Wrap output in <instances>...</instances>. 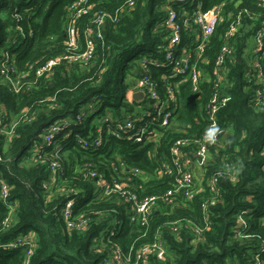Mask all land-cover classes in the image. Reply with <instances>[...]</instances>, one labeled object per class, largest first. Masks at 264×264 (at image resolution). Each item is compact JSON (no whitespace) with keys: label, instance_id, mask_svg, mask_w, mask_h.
<instances>
[{"label":"trees","instance_id":"trees-1","mask_svg":"<svg viewBox=\"0 0 264 264\" xmlns=\"http://www.w3.org/2000/svg\"><path fill=\"white\" fill-rule=\"evenodd\" d=\"M75 1L0 0V61L5 51L15 56L12 77L22 87L19 92L12 90L2 82L0 75V113L7 123H17L12 137L0 133V179L10 188L8 201L16 204L10 226L0 231V243L31 236L35 248L29 264H102L103 256L95 252V241L111 227L117 215L111 211L116 206L111 200H101L80 210L78 213L88 211L84 213L89 217L90 228L85 232L68 231L60 216L65 194L57 193L49 199L43 188L51 174L48 163L54 155L47 156V152L51 153L52 149L40 145V156L35 161L33 145L36 141L42 143L40 136L52 124L63 119L75 120L81 109L95 100L100 104V111L85 120L83 126L72 124L56 137L57 140L67 138L76 130L87 137L89 129L95 128L94 121L107 113L122 117L128 79L142 75L140 60L143 58H163L169 35L164 24L167 0H137L135 8L125 14L119 24L107 26L104 40L98 42L89 64L60 62L48 77H38L39 67L67 53L66 34L72 19L70 7ZM124 1L89 0L94 9L81 19L79 27L83 30L88 26L92 14L100 10L113 12ZM187 2L172 5L177 10L188 9ZM197 5H201L204 12L215 7L221 9V21L205 53L209 63L205 66L207 83L198 93L193 92L190 82L181 86L178 118L155 144L114 140L110 149L91 151L75 147L61 154L60 184L62 182L67 189L90 188V182L74 173L75 166L90 163L103 170L110 160L117 158L153 176L162 159L171 158L177 142L188 140L192 143L188 149L195 150L194 142L202 138L206 128L200 118V108L213 93L211 73L215 60L224 44L226 30L241 15L242 27L232 41L237 58L228 61L225 69L224 93L231 100L218 115L219 124L227 134L217 149L210 150L207 166L194 174L207 181L225 172L228 169L225 164H228L232 177L219 179L220 196L206 210L204 205L213 196L209 188H203L186 207L162 205L161 210L152 215L148 229L129 226L125 208L117 206L122 212L117 218L123 221V229L114 239L127 250L137 238L147 234L138 241V247L159 233L167 254L165 260L152 259V264H249L258 240L236 239L233 229L238 215L246 211L249 212L247 217L256 219L251 232L264 235L257 225L264 217V109L258 110L250 102L249 67L238 56H242L248 38L261 27L264 7L259 0H197L191 9H196ZM245 10L261 18L251 21ZM164 69L152 66L153 78L164 73ZM121 92L123 100L119 98ZM168 187L163 180L151 179L144 184L145 195L161 193ZM7 212L0 187V223ZM206 214L209 227L197 237L192 225L205 227ZM27 250V246L12 251L0 248V264H24Z\"/></svg>","mask_w":264,"mask_h":264},{"label":"built area","instance_id":"built-area-1","mask_svg":"<svg viewBox=\"0 0 264 264\" xmlns=\"http://www.w3.org/2000/svg\"><path fill=\"white\" fill-rule=\"evenodd\" d=\"M187 1H191L188 3ZM197 0H167L164 5L166 17L164 24L169 32L167 45L164 49L163 58H143L140 60L142 75L137 78H129L127 90L126 107L122 108V117L107 113L101 119L94 121L95 128L89 129L88 136L81 132L72 131L70 135L57 140L56 137L64 133L72 124L83 126V122L100 111V104L95 100L81 109L75 120L63 119L55 122L40 136L43 140L33 145V160L39 158L40 145L52 149L48 155H54L48 165L51 171L50 178L45 182L43 188L48 192L51 199L57 193H64V201L60 216L64 220L68 231L85 232L90 228L88 211L80 210L89 207L101 200H111L116 207L113 211L116 217L112 220L111 227L103 231L95 241V252L101 254L102 264H152V259L165 260L166 245L159 233L150 241L137 247L135 240L127 250L116 243L114 237L121 233L123 221L117 216L122 212L118 207L125 208L129 226H141L148 229L150 219L154 213L161 210L162 205L174 207L176 205L188 206L194 201L203 188H209L212 198L204 205H213L220 191L218 189L219 179L222 177L231 178V168L223 173L213 175L206 179L196 178L195 172H202L210 160V150L217 149L227 131L219 124V112L231 100L229 95L224 93L226 81V64L228 61L236 60V49L232 41L236 39L237 32L241 25V15L235 23L231 24L224 34V44L215 60L211 73L213 93L210 99L200 108V118L206 123L204 134L200 140L195 141V150L188 149L192 143L188 140L177 142V147L171 151V158L162 159L159 166L151 176L149 173L138 168L129 167L125 162L117 158L110 160L106 168L99 170L94 165L87 163L80 167L76 165L74 173L81 177V180L90 182V188L72 187L67 189L60 184L59 174L62 172L60 155L67 154L75 147L82 150L99 151L111 147L114 140L131 141L133 143L155 144L171 129L174 121L178 118V109L182 104V87L186 82L192 84L194 93H198L201 86L207 83L208 60L205 56L206 49L214 36L216 27L221 21V9L213 8L204 12L201 5L191 9ZM264 7V0H259ZM176 2L188 3V9L177 10L172 4ZM137 0H125L124 3L113 12L100 10L92 14L89 25L83 30L79 27L81 19L92 13L94 6L89 0H76L70 7L71 23L67 28L66 47L67 53L59 59L52 60L37 70V76L48 77L52 70L60 63L67 64H89L96 53L97 44L104 40V31L110 23L119 24L122 17L130 13L136 6ZM245 15L256 21L260 15L252 14L245 10ZM252 27V26H251ZM249 28V26H248ZM253 28V27H252ZM242 56L238 58L247 63L249 67L248 91L251 93V103L258 110L264 109V21L255 34L248 38ZM0 61V75L2 82L10 85L12 90L19 92L22 87L13 77L12 64L15 63V56L5 51ZM165 68L164 73H158L156 78L151 74V67ZM210 81V80H209ZM134 93H144L143 100L132 99ZM128 106V107H127ZM0 111H2L0 109ZM17 123L11 124L0 113V133L12 137L15 134ZM94 129V131H93ZM50 152V151H49ZM36 161V160H35ZM163 180L169 187L157 194L145 195L144 184L151 179ZM205 184V186H204ZM1 199L8 210L3 222L0 223V231L7 229L16 212V204L8 201L10 188L6 182L0 179ZM118 206V207H117ZM109 212V211H108ZM249 212H242L237 217V223L233 229L234 238L246 241L256 238L257 246L251 253L249 264H264V235L253 234L252 223L255 217L249 218ZM246 215V217H245ZM254 219V220H252ZM264 231V217L257 223ZM209 227V215L205 217V227L192 225L194 235L201 237L202 233ZM28 247L27 257L24 264L30 263L34 253L35 244L32 237H18L12 242L1 244L4 250H17Z\"/></svg>","mask_w":264,"mask_h":264},{"label":"water","instance_id":"water-1","mask_svg":"<svg viewBox=\"0 0 264 264\" xmlns=\"http://www.w3.org/2000/svg\"><path fill=\"white\" fill-rule=\"evenodd\" d=\"M143 98H144V93H134L132 95V99L135 101L143 100Z\"/></svg>","mask_w":264,"mask_h":264},{"label":"rangeland","instance_id":"rangeland-1","mask_svg":"<svg viewBox=\"0 0 264 264\" xmlns=\"http://www.w3.org/2000/svg\"><path fill=\"white\" fill-rule=\"evenodd\" d=\"M121 94H122V95H121L119 98L123 100L124 94H123V92H121ZM126 98H127V95H126ZM124 99H125V97H124ZM122 100H121V101H118V103H121Z\"/></svg>","mask_w":264,"mask_h":264}]
</instances>
